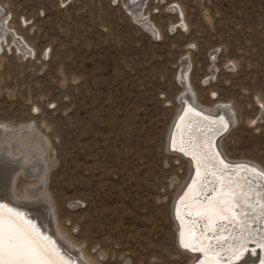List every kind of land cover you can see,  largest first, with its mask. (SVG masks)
Masks as SVG:
<instances>
[{
  "label": "rangeland",
  "instance_id": "rangeland-1",
  "mask_svg": "<svg viewBox=\"0 0 264 264\" xmlns=\"http://www.w3.org/2000/svg\"><path fill=\"white\" fill-rule=\"evenodd\" d=\"M139 1L136 20L125 0H0V124L39 133L59 221L103 264H168L147 246L190 177L167 146L183 60L196 100L234 108L221 153L264 166V0Z\"/></svg>",
  "mask_w": 264,
  "mask_h": 264
},
{
  "label": "bare ground",
  "instance_id": "bare-ground-1",
  "mask_svg": "<svg viewBox=\"0 0 264 264\" xmlns=\"http://www.w3.org/2000/svg\"><path fill=\"white\" fill-rule=\"evenodd\" d=\"M125 1H127V3L129 4V8L131 10L132 15L135 17L136 20H138L140 16L138 11L142 9L141 6L143 2L139 0L138 1L125 0ZM0 18L2 17L0 16ZM184 23L186 22L183 20V23L181 24L183 25ZM5 24L4 22H0V31L2 30L4 32L8 31V28H4L3 26ZM183 26H186V25H183ZM144 27H146L150 32H154L151 25L146 23ZM17 47L23 50L25 48V45H20V40H18ZM188 68H189L188 62L186 60H183L181 63V70L179 72V80H180V83L182 84L183 90H182V94H180V97H179L180 107L178 106L179 109L177 110V114L181 108V104L183 103L182 101H185L187 102V104L190 103V105L193 106L194 108L205 111L209 115H212L215 118V120H218L216 121L218 125L214 126L215 130L216 129L218 130L220 126L222 127L221 121H223V119L225 118L229 120L230 126L231 124L233 125L236 120V115H234L233 113L234 108L230 106L228 103L216 101V102H213L211 105H204L195 99L194 91L192 90V86L190 85V82L188 79ZM190 116L192 118H197L202 121V119L199 116H194L193 113L188 111L186 114L183 115V117H181V119L177 121L175 125L177 126V130L179 129L178 131L179 133L183 131V123L186 124L187 122L186 119L190 118ZM221 116L224 118L220 120L219 117ZM260 116H259L260 117L259 119L261 120L262 118L264 119V112H262ZM253 120L254 119H251L248 122L253 123L254 122ZM196 122H199V121L197 120ZM1 129L3 131L2 133L4 136L0 140V201H1L0 204L7 205L8 207L18 212H19V209L21 210L24 209L23 211H25L26 213L28 212L30 214L29 215L27 213L28 216L35 220V224L34 223L33 224L35 225L36 229L42 235H43L42 231H46L48 234H50L53 237V240L55 241V245L59 246L60 248H62V250L65 253L75 258V260H77L79 264H103L97 259V257H93L88 252H86V250L83 249V245L75 241L73 236L61 224L60 222L61 220L59 221V218H58L59 216H57L56 214L57 211L54 208L55 206H54L53 200L52 198H50L48 194V189L45 185L48 170L51 166V163H50V160L47 158V155L45 153L46 146H45V143L42 141V138L39 135V133L36 130H34L35 128L31 129L29 125L22 126V127L20 126V127L15 128V127H11L8 125L4 126L3 124H0V130ZM221 135L217 137L216 142H215V146L218 148L219 146L221 147L220 145L221 137H222ZM191 136L196 137L197 134L195 132L190 135L187 134L186 138L189 139ZM197 138L200 141L204 140V138L199 135L197 136ZM168 139H169V133H168ZM188 139H185V141H187ZM167 146H168V142H167ZM221 151L223 152L222 149ZM173 153H176L179 156L186 159L187 163L189 164L187 169L188 171H190L189 173L190 177L188 178L186 184H184L183 187L181 188L182 190L180 192L182 193V195L181 193L180 195L181 197H184L183 199L184 202H187L188 205H192L194 204V201L192 199V192H190V186L192 190L197 189L198 188L197 184H200L199 180L201 179V176L196 174L197 167L194 164L191 155H186L185 152H183L184 155L176 151H174ZM221 154H222L221 155L222 158L228 161L229 163L236 162V161L237 162L244 161V162H247V164L255 165L254 166L255 168H257L258 170L264 173V166H261V164L250 160L251 158L250 159L248 158V160L246 158L244 159L241 158L238 160V159H234V157L232 156L227 155L228 156L227 157L226 154L224 153H221ZM193 173L196 174L194 177H193ZM228 173L231 174L229 171ZM18 175L19 176L23 175L25 178H27L28 181L31 182L26 187H24L23 190H19L16 186L15 182H16L17 177H19ZM248 176H249V179L252 182H254L255 179L250 178L251 175H248ZM192 179L193 181L191 182ZM255 181H259V180H255ZM189 182L191 183L189 184ZM259 185L262 187V189H264V182L261 181ZM214 187H216V185ZM252 191L254 192V190ZM210 192H211L210 195H212L213 194L212 190H210ZM256 192L258 193V195L260 196L262 195L257 190ZM185 193H189V195L185 196ZM203 197H204V194H202L199 199L201 202H203L205 199ZM50 201L52 203H50ZM171 207H172V214H173V218L175 222V224H173L174 226L173 232L162 228L163 229L161 230L162 240L150 243L147 247L150 249V251L159 250V252L157 253L158 254L157 257H162L164 260H166L168 264H181L180 263L181 261L179 259L172 258V256L169 257L167 253L163 251L161 247L157 246V244L159 243L165 244L170 234L172 235L171 237H173V239L175 237L176 245L179 248V249L175 248L176 251L181 256H186L187 258L186 264H193L197 260L200 253L192 252V251L181 248L180 243H179L180 233L182 230L186 232L188 228H186V226H184L183 223L181 222V219L178 218L179 214L177 213V207H179V204L174 203L173 206L171 205ZM188 210L194 212V208L189 207ZM249 215L252 216V214L250 213ZM161 224L162 226H167V223L164 221ZM178 233H179V238H178ZM150 256L154 257L155 255L151 254ZM257 258H258V251H254L253 254L245 252V254L240 259L232 262L231 264H249L250 262L251 263L255 262ZM204 259L205 258H203L202 260ZM199 263L200 261L197 264Z\"/></svg>",
  "mask_w": 264,
  "mask_h": 264
},
{
  "label": "snow or ice",
  "instance_id": "snow-or-ice-1",
  "mask_svg": "<svg viewBox=\"0 0 264 264\" xmlns=\"http://www.w3.org/2000/svg\"><path fill=\"white\" fill-rule=\"evenodd\" d=\"M188 111L194 116L199 115L194 109ZM221 125L224 126L223 121ZM187 127L189 132L193 130L191 122ZM179 150L186 155H191L197 167V174L203 181L207 183L211 177V182L216 185L212 189L213 194L205 197L203 202L199 200V188L192 190L190 186L194 204L188 207L194 208L195 215L207 221L205 233L215 232L221 221L242 225L240 233L232 237L231 247L227 250L229 257L237 256L239 250L246 247L251 236L246 227L244 210L247 208L264 218V196L257 195L255 199L253 198L249 187L251 180L248 175L228 173L229 165L219 159L218 154L211 151L209 140L200 141L195 136H191L187 141L182 138ZM246 171L264 179V173H259L255 169H246ZM188 195L189 193H185V196ZM181 199L183 200L184 197ZM237 210H240L239 214ZM177 213L179 214V207H177ZM188 214L192 215L193 212L189 211ZM205 233L197 235L195 225L188 228L186 232L182 230L180 246L185 250L202 252L205 259L200 261V264H220L222 257L220 253L215 252V249L220 247L223 252V246L205 243L206 240L212 239ZM259 246L264 248V237H261ZM0 264H73V262L60 252L54 241L42 235L22 213L0 204Z\"/></svg>",
  "mask_w": 264,
  "mask_h": 264
},
{
  "label": "water",
  "instance_id": "water-1",
  "mask_svg": "<svg viewBox=\"0 0 264 264\" xmlns=\"http://www.w3.org/2000/svg\"><path fill=\"white\" fill-rule=\"evenodd\" d=\"M182 102L183 103L181 104V108H180L178 114L175 116L173 123H172V126L170 128L169 139H168V150L173 151V152L176 151V152L182 153L184 155L183 151L179 150L180 144H181V139L182 138H183V140L188 139V138H186V135L187 134L190 135V134L195 132L197 134V136L198 135L202 136L204 138V140L207 139L210 141L211 151L218 154V158L222 159L227 165H229L228 171L232 175H235L237 173H239L241 175H245V173H246V175H251L250 178L255 179V180H259V181L254 180V182L251 181V184L249 186L251 188V191L254 190V192L252 191L254 199L258 195L256 190L262 194L261 196H264V189H262V187L259 185L261 181L264 182V179H262L260 176L256 175L255 173H250V172L246 171V168L247 169H255L259 173H263V172H261L260 170H258L254 166H252V164H247V162L229 163L228 161H226L222 158L219 150L215 146V142H216L217 137L219 135L223 134V132H225V130L229 127V123H230L229 120L227 118L223 119V125L224 126H222V127L220 126L218 130L217 129L215 130L214 126L218 125L216 122L218 120H215V118L212 115H209L205 111L198 110V109L194 108L193 106L190 105V103L187 104V102H185V101H182ZM189 109H194L195 112L199 113L198 116L202 119V121L197 119V118H192L191 116H190V118L187 117L188 119H186V121H187L186 124L183 123V131H181L179 133L178 132L179 129L177 130V126H175V125H176L177 121L179 119H181V117H183L184 114H186L188 112ZM219 118L221 120L224 117L221 116ZM197 120L199 122H196ZM190 122L193 125V130L191 132H189L188 127H187V125ZM198 123H199V125H198ZM209 129H211V131H209ZM196 174L193 173V177ZM211 180H212V178H209V182H207V183L205 181H203L202 177L199 180L200 184H197V186L199 188V199H200L202 194H204L203 198H205L211 194L210 190H212V188L215 186V184L213 182H211ZM192 181H193V179L191 180V182ZM191 182H189V184ZM181 195H182V193H181ZM181 195L176 200V204H179V218L181 219V222L183 223L184 226H186V228H190L193 225H195V231H196L197 235H199L200 233H205V225H206L207 221L202 220L201 218L197 217L195 215V212H193V211H192L193 214L189 215L188 213L190 210H188L189 209L188 203L184 202L182 199H180V198H182ZM0 203H1V201H0ZM237 211L239 214L240 210H237ZM19 212L22 213L26 219H28V220L30 219V221L35 224V220L30 218L25 211L19 209ZM244 213H245L244 218L247 221L246 227H247L248 231L251 233V236L247 242L246 247L240 249L237 256L229 257L227 255V250L231 247L232 237L234 235H238L240 233L242 225H235V224H232L228 221H221L218 223V225L215 229V232L207 231L205 233L207 236L212 237L211 240H206L205 243L219 244V245L223 246V249H224L223 252L221 251L220 247H216V249H215L216 253L221 254V257H222V259L220 261L221 264H229V261H231V263H232V262L240 259L245 254V252L253 254L254 251H258V258L255 262H253V263L250 262L249 264H264V248L259 246V241H260L261 237H264V218L259 217L257 213H252L251 210H249L247 208L244 210ZM249 213L252 214V216L249 215ZM42 233H43V235L49 237L52 241H54L53 237L50 234H48L46 231H42ZM178 238H179V233H178ZM217 238H219V240H217ZM57 248L66 257L70 258L71 261L73 262V264H79L77 262V260H75V258H73L69 254L65 253L62 250V248H60L59 246H57ZM189 251H191V250H189ZM192 252L200 253L197 260L193 264H197L199 261H202V259L205 258L204 254L200 251H192Z\"/></svg>",
  "mask_w": 264,
  "mask_h": 264
}]
</instances>
